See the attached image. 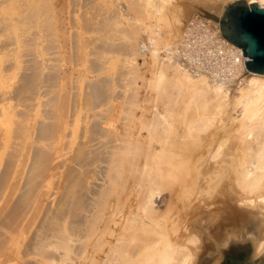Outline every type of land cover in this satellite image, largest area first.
I'll return each instance as SVG.
<instances>
[{
    "label": "rangeland",
    "instance_id": "obj_1",
    "mask_svg": "<svg viewBox=\"0 0 264 264\" xmlns=\"http://www.w3.org/2000/svg\"><path fill=\"white\" fill-rule=\"evenodd\" d=\"M129 2L134 0H0V264H96L89 261L90 257L100 261L107 252L108 244L104 246L105 252L92 251L100 242L96 233L102 229L101 223L89 240L84 237L95 218L97 208L92 207L93 203H108L112 207L115 201L111 198L113 194L101 197L108 185L106 159L110 146L117 143L111 137L125 125L122 126L123 108L127 110V106L147 113L144 115L147 118L162 113L164 103L159 102L150 85L155 69L154 58L148 54L150 48L163 61L164 43L174 30L165 28L168 26L159 21L156 23L154 18L135 21L131 9L126 10ZM201 8L203 18L210 15L218 19L222 15ZM187 17L176 43L178 50L170 55L175 57L176 64H180L177 57L181 54L185 25L188 20H198V16L191 15L188 20ZM113 18L119 20L115 26ZM134 22L141 25L138 45L148 33L155 35L156 43L145 41L141 55L132 61L131 51L126 52L129 45L118 38L115 28L119 25L127 28ZM203 24L214 26L211 22ZM155 28L162 33L154 34ZM236 54L233 52V60L224 66L226 73L230 72V81L223 82L226 86L221 83L229 94H233L231 86L240 76L234 70L238 63ZM127 69L137 75L130 76ZM202 72L205 71L198 73ZM93 88L98 90L95 100ZM126 97L135 100L131 102ZM137 113L128 114L125 120L131 119L138 126ZM161 192L155 202L159 209L163 208L168 194L166 190ZM77 194L83 203L89 204L85 211L74 210ZM126 204H120L111 225L119 222ZM88 219H92L91 224ZM76 223L79 232L73 229ZM118 232L119 229L115 234ZM255 241L253 233L243 232L215 253L219 254L215 264H233L227 262V257L238 259L241 264L242 261L263 264L264 255L255 253ZM114 242L113 239L111 244ZM211 258L205 255L206 261Z\"/></svg>",
    "mask_w": 264,
    "mask_h": 264
},
{
    "label": "bare ground",
    "instance_id": "obj_2",
    "mask_svg": "<svg viewBox=\"0 0 264 264\" xmlns=\"http://www.w3.org/2000/svg\"><path fill=\"white\" fill-rule=\"evenodd\" d=\"M139 1L129 2V7L124 3L127 11L131 9L135 21L143 17L154 18L156 23L166 24L168 27L165 28L174 29L165 43V39L160 40L165 44V62L161 57L159 61L157 52L150 48L148 54L154 58L155 69L151 71L150 85L164 106L161 114L153 112L154 115L149 118L138 108L140 111L137 113V109L131 108V105L127 106V110L125 106L123 108L125 116L122 126L125 125L115 137H111L117 143L110 144L112 147L109 145L111 150L106 159L108 179L105 178L108 185H104L105 193L101 195L109 197L113 194L111 198L113 201L115 198V205L112 200V207L108 203H93L92 207L97 208L95 218L93 222L88 219L90 222L87 221V225L88 222L92 224H89L91 227L88 225L89 230L84 237L89 240L94 230L102 228L96 233L99 235V245L93 247L92 251L105 252L104 246L108 244L107 252L100 261L95 256H91L89 261L96 264H215L219 258V254L215 253L243 232L255 235V253L264 255V74L248 72L243 64L248 58L242 56L240 48L222 37L218 20L208 15L214 20L211 21L200 14L203 12L201 6H204L213 12L211 14L220 15L224 6L233 0ZM248 1L264 7V0ZM245 3L248 4L247 1ZM191 15L198 16V20H188ZM186 16L189 22L184 27L180 45L182 50L177 57L184 66L182 68L170 55L178 50L175 47L182 35ZM118 18H113V26L118 24ZM200 19L204 23H213L215 27H206ZM140 27L134 22L127 28L122 25L115 28L118 38L129 45L128 50L125 46L120 49L131 51L129 54L133 57L130 60L141 55L142 44L156 43L155 35L148 33V38H142L140 44L143 43L138 45L136 39ZM158 30L153 33H162ZM185 45L188 49L182 48ZM198 45L203 49H197ZM219 51L229 53L228 61L233 60V52L237 53L235 61L238 63L233 69L240 76L235 81V87L231 86L234 88L233 94L222 86L230 81L231 76L230 72L224 74L217 64ZM199 52L202 57H211L213 62L205 58L208 61V65H205L203 60L197 59ZM185 67L193 74H189ZM127 70L128 74L129 70L132 71ZM201 71L209 76L198 73ZM210 74L214 77H210ZM93 91L94 99L98 90L93 88ZM126 100L129 98L126 97ZM2 113L5 114L4 111ZM135 113L139 118L138 126L131 119L125 120L128 114ZM73 134L77 135V132ZM165 190L168 194L163 208L159 209L155 206L156 198ZM79 194L74 210L85 211L89 204L83 203ZM122 200L127 203L125 209L118 218L119 222L111 225L110 220L115 219ZM99 223L101 227L97 228ZM73 227L77 232V223ZM117 229L119 232L115 234ZM113 239L115 242L111 244ZM206 254L212 257L210 261H206Z\"/></svg>",
    "mask_w": 264,
    "mask_h": 264
},
{
    "label": "water",
    "instance_id": "obj_3",
    "mask_svg": "<svg viewBox=\"0 0 264 264\" xmlns=\"http://www.w3.org/2000/svg\"><path fill=\"white\" fill-rule=\"evenodd\" d=\"M217 20L222 37L240 48L242 56L248 58L243 62L245 69L264 74V7L255 2L246 4L244 0H236L224 7ZM226 259L233 264H241L231 257ZM242 264L256 263L242 261Z\"/></svg>",
    "mask_w": 264,
    "mask_h": 264
},
{
    "label": "built area",
    "instance_id": "obj_4",
    "mask_svg": "<svg viewBox=\"0 0 264 264\" xmlns=\"http://www.w3.org/2000/svg\"><path fill=\"white\" fill-rule=\"evenodd\" d=\"M182 48H187L188 49V47H186V45L185 46H183ZM197 49H199V50H201V49H203V47H201V46H197L196 47ZM240 51H241V49H240ZM219 53V55L217 54L216 56L218 57V58H216V61L218 62V64H219V67L220 68H223L224 69V71H223V73L225 74L226 73V68H224V66L225 65H227L228 64V58H229V53L228 52H225V53H221L220 51L218 52ZM241 53V52H240ZM191 54L194 56V54L191 52ZM242 54V53H241ZM198 58L197 59H199L200 61L201 60H203V63L205 64V65H208V61H206L205 60V58H207V59H209V60H211L212 62H213V59L211 58V57H209V56H207V55H204V57H202V54H201V52H199L198 54ZM245 61V60H244ZM243 61V62H244ZM244 64V63H243Z\"/></svg>",
    "mask_w": 264,
    "mask_h": 264
},
{
    "label": "flooded vegetation",
    "instance_id": "obj_5",
    "mask_svg": "<svg viewBox=\"0 0 264 264\" xmlns=\"http://www.w3.org/2000/svg\"><path fill=\"white\" fill-rule=\"evenodd\" d=\"M227 262H229L228 260H227ZM232 263V262H231ZM225 264H227V263H225Z\"/></svg>",
    "mask_w": 264,
    "mask_h": 264
},
{
    "label": "trees",
    "instance_id": "obj_6",
    "mask_svg": "<svg viewBox=\"0 0 264 264\" xmlns=\"http://www.w3.org/2000/svg\"><path fill=\"white\" fill-rule=\"evenodd\" d=\"M236 260H238V259H236Z\"/></svg>",
    "mask_w": 264,
    "mask_h": 264
}]
</instances>
